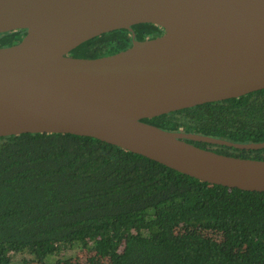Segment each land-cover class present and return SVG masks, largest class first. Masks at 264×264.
I'll return each mask as SVG.
<instances>
[{"label": "water", "instance_id": "obj_1", "mask_svg": "<svg viewBox=\"0 0 264 264\" xmlns=\"http://www.w3.org/2000/svg\"><path fill=\"white\" fill-rule=\"evenodd\" d=\"M164 33L136 41L133 26ZM0 138L63 134L93 138L210 185L264 192V160L188 141L262 150L145 123L264 90V0H0ZM127 30L132 46L79 59L69 53Z\"/></svg>", "mask_w": 264, "mask_h": 264}, {"label": "trees", "instance_id": "obj_2", "mask_svg": "<svg viewBox=\"0 0 264 264\" xmlns=\"http://www.w3.org/2000/svg\"><path fill=\"white\" fill-rule=\"evenodd\" d=\"M133 31L136 41L164 33L151 24ZM25 34H0V48L18 44ZM132 44L129 31L117 30L69 56L97 59ZM143 121L175 133L263 143L264 90ZM188 142L264 160V149ZM202 229L224 239L188 236ZM84 251L104 264H264V192L210 185L89 137L0 138V264H61Z\"/></svg>", "mask_w": 264, "mask_h": 264}, {"label": "rangeland", "instance_id": "obj_3", "mask_svg": "<svg viewBox=\"0 0 264 264\" xmlns=\"http://www.w3.org/2000/svg\"><path fill=\"white\" fill-rule=\"evenodd\" d=\"M179 235H186L187 233H184L181 229L178 230ZM211 236L215 239V241H221L224 239V236L222 234L217 233H210L208 230H193L188 234V236L192 238H197L198 236ZM107 261L103 258H100L96 256L95 254L84 251L81 252L73 261L71 262H63L61 264H104Z\"/></svg>", "mask_w": 264, "mask_h": 264}, {"label": "flooded vegetation", "instance_id": "obj_4", "mask_svg": "<svg viewBox=\"0 0 264 264\" xmlns=\"http://www.w3.org/2000/svg\"><path fill=\"white\" fill-rule=\"evenodd\" d=\"M26 36V34L24 35V37Z\"/></svg>", "mask_w": 264, "mask_h": 264}]
</instances>
